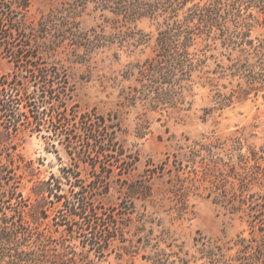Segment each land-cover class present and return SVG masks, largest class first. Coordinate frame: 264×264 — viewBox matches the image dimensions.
<instances>
[{
  "label": "trees",
  "instance_id": "trees-1",
  "mask_svg": "<svg viewBox=\"0 0 264 264\" xmlns=\"http://www.w3.org/2000/svg\"><path fill=\"white\" fill-rule=\"evenodd\" d=\"M88 3L126 22L162 20L158 50L137 79L152 108L173 107L194 84L195 73H208L203 70L211 46H219L229 62L217 63L213 74L236 83L228 93L216 91L218 109L264 92V0H58L39 13L32 12V0H0V51L13 69L0 74V264H105L112 255L121 260L139 251L148 252L142 259L150 264H264V148L249 145L239 130L186 138L188 145L147 164L118 207L99 211L88 196L108 194L114 167L129 178L138 162L117 140L116 113L81 111L73 103L69 69L89 63L109 42L102 30L81 27L77 11ZM27 113L30 131L22 128ZM44 130L48 134L40 135ZM36 132L47 152L58 154L57 144L64 146L68 163L58 176L37 177L33 161L20 152ZM24 178L32 183L33 203L18 191ZM158 195H171L179 210L204 195L231 214L247 216L251 237L238 235L229 247L194 239L201 257L170 260L160 248L172 246L170 237L164 230L152 237L160 225L145 206L131 217L136 201L153 202ZM123 219L129 223H119Z\"/></svg>",
  "mask_w": 264,
  "mask_h": 264
},
{
  "label": "rangeland",
  "instance_id": "rangeland-1",
  "mask_svg": "<svg viewBox=\"0 0 264 264\" xmlns=\"http://www.w3.org/2000/svg\"><path fill=\"white\" fill-rule=\"evenodd\" d=\"M57 1L32 0V12H46ZM77 12L83 29L102 30L109 37V42L97 51L89 63L74 65L69 69L70 82L75 86L73 103H77L81 111L94 110L104 115L116 113L120 122L117 140L127 154L138 157L129 178L122 174V167H114L108 194L95 196L90 190L91 187H87L91 191L88 196L96 199L95 206L99 211L118 207L126 194L127 185L139 179L148 163H160L166 154L179 151L180 147L188 145L189 142L212 135L225 137L239 130L247 138L249 145L257 149L264 148V92L256 96L252 93L246 100L235 101L222 110L214 104L213 97L217 90L228 93L236 85H230L227 79L220 80L219 74H213L215 70L218 71L217 63L224 67L229 63L226 56H221L224 51L219 46L212 49L210 45L203 70L208 73L193 75L194 84L188 92H184L183 99L178 100L173 107L154 109L148 102L150 98L144 100V94L139 92L141 85L137 79H140L139 71L144 62L153 58L158 50L157 32L162 20L140 19L126 22L111 13L96 10L93 3L79 8ZM258 34L254 32L252 36ZM196 48H203L201 41H198ZM39 57L46 61L41 55ZM10 72H13L12 64L0 51V74ZM211 79L213 80L210 82ZM29 120V116L23 120L22 128L26 131L34 127ZM47 134L44 130L40 135ZM186 138L189 142H186ZM45 147L44 139L36 132L27 137L19 148L26 160L33 161L35 170L39 172L37 177L41 179L49 177L50 174L58 176L60 167L68 163L64 146L57 144L58 154L47 152ZM109 163L111 162L106 164ZM86 173L88 174L84 170L83 176ZM18 180V191L22 192L29 203H33L35 195L30 190L32 183L27 178ZM88 183L87 180L84 185L88 186ZM51 206L52 210L48 213L52 216L57 204ZM144 206L152 218H155L154 224L160 225L154 226L152 237L161 235L162 230L170 237L167 243H172L171 247L167 248L165 244L160 246L171 255L170 260L177 261V257H180L192 261L201 257V246L195 245L194 239H211L229 247L238 235L251 237L247 216L243 213L231 214L224 207L205 199L204 195L191 197L185 210H179L175 206L171 195H158L153 202L136 201L131 217L135 219L138 213H143ZM119 223L127 224L129 221L123 219ZM147 254V251H139L131 258L124 257L121 260L112 255L105 264H150L142 259ZM234 254V250L228 252L226 258L229 259ZM196 264H202V261L198 260Z\"/></svg>",
  "mask_w": 264,
  "mask_h": 264
}]
</instances>
